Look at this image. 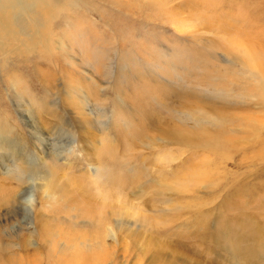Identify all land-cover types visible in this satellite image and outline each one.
<instances>
[{"label":"rangeland","instance_id":"1","mask_svg":"<svg viewBox=\"0 0 264 264\" xmlns=\"http://www.w3.org/2000/svg\"><path fill=\"white\" fill-rule=\"evenodd\" d=\"M0 264H264V0H0Z\"/></svg>","mask_w":264,"mask_h":264}]
</instances>
